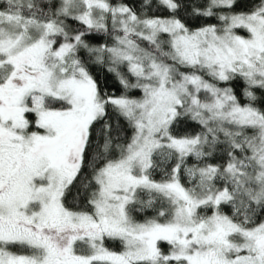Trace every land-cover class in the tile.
<instances>
[{
    "label": "snow or ice",
    "instance_id": "obj_1",
    "mask_svg": "<svg viewBox=\"0 0 264 264\" xmlns=\"http://www.w3.org/2000/svg\"><path fill=\"white\" fill-rule=\"evenodd\" d=\"M0 264H264V0H0Z\"/></svg>",
    "mask_w": 264,
    "mask_h": 264
}]
</instances>
